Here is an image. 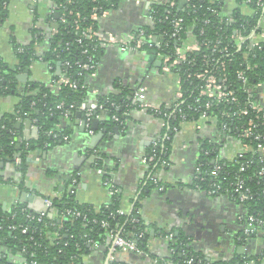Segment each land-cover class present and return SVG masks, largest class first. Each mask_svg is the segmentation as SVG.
Instances as JSON below:
<instances>
[{
	"label": "crops",
	"instance_id": "obj_1",
	"mask_svg": "<svg viewBox=\"0 0 264 264\" xmlns=\"http://www.w3.org/2000/svg\"><path fill=\"white\" fill-rule=\"evenodd\" d=\"M185 2L187 0H184ZM162 0H121L119 6L97 18L100 34L107 32L126 37L131 31L152 23L148 5ZM184 2V3H185ZM237 6V0H226V13ZM243 11L252 12L247 5ZM54 0H12L9 14L0 24V59L6 66L17 63L14 42L32 44L38 55L48 49L50 37L56 34L59 23ZM152 49L137 52L123 51L119 45L104 46L98 58L96 71L88 75L85 84L93 105L102 96L120 95L124 87L143 88L144 103L170 108L177 100L180 89L179 74L164 71ZM50 64L41 57L29 69L22 71L18 93H0V116H12L26 88V82L52 84ZM264 103V84L260 88ZM134 95V94H133ZM134 99V96H132ZM78 111L74 119L61 120L62 127L71 129L70 138L54 145H38L41 134L38 125L28 117H16L19 130L18 144L34 142L29 151L24 171L16 163L0 161V204L10 208L24 200L23 192L43 196L45 199L63 196L71 190L69 181L75 175V199L100 208L112 200L110 184L121 193L122 209L130 213L136 203L143 221L148 226V255L131 252L119 255L126 264H155L156 258H165L164 264H179L173 258L170 246L176 232L183 235L187 247L202 255L208 262L232 260L246 254H258L264 247V231L257 237L243 239L246 210L242 203L228 195L210 194L196 183L197 165L204 140H220L221 154L235 155L241 149L236 137L222 135L216 121L209 119L186 120L178 129L171 127L169 119L157 115L149 107L130 108L124 125L110 122L109 118L87 117ZM100 116V115H99ZM97 118V122L93 119ZM29 122V123H28ZM170 141L167 165L159 164L154 171L146 162L149 149L157 140ZM101 159L102 166L95 161ZM3 163V167L1 166ZM157 177L165 189L155 186ZM22 183L23 189L19 187ZM6 203V204H5ZM3 207V208H4ZM4 208V209H5ZM173 235V236H172ZM12 264H22L20 251L0 240V256ZM94 257V258H93ZM1 259V257H0ZM93 255L90 264L99 263ZM252 264H256L254 261Z\"/></svg>",
	"mask_w": 264,
	"mask_h": 264
},
{
	"label": "trees",
	"instance_id": "obj_2",
	"mask_svg": "<svg viewBox=\"0 0 264 264\" xmlns=\"http://www.w3.org/2000/svg\"><path fill=\"white\" fill-rule=\"evenodd\" d=\"M12 0H0V24L4 22L9 14V5ZM60 10V17L58 18L59 28L58 32L50 37L48 49L44 55H38L32 44L15 43L16 56L18 61L13 66H6L0 59V93L10 94L12 92L18 93L19 79L17 74L29 69L33 61L41 57L47 64L52 67L53 78L57 79L61 74H67L70 78L78 84L77 88H72L70 85L62 84L56 88L46 84L33 81L26 82L25 91L21 95V100L16 107V113L10 116H0V161L4 163H15L16 157L21 158V163L18 169L24 171L27 156L30 150L34 148V142L23 143L18 147L19 130L15 126L16 117H28L34 121L40 129V138L37 141L38 145L44 146L50 144L51 146L59 143V139H55L52 132L59 133L61 136L68 135L70 137L71 129L62 127L61 120L65 118L74 119V114L78 108L70 109L69 112L64 113L57 108L59 103L64 102L65 109L72 103L78 107L81 102L86 101L89 97L88 88L85 84L86 77L92 72L83 70L80 64L87 62L92 58L97 63L100 53L103 49L102 44L98 39V35L91 37H83L82 42L78 39L82 36V31L91 27L100 34V22L93 17V14L102 15V12L110 11L117 8L121 0H54ZM180 6V0L176 1L173 7H168L160 3H153L154 8L152 23L140 28H145L148 33H153L158 39H161L163 44L156 45L157 48H162L166 53L174 54V50L179 43H183L188 39L190 33L197 35L201 42H207L210 46L218 45L217 52L214 54L213 50H207L205 47L200 52H190L188 58L191 63L182 67L178 74L182 75V89L184 91L185 103L182 107L186 109L187 104L191 102L192 92L195 87V82L187 80V73L201 71L206 65L204 55L209 57L221 58L227 62L225 71L227 73L228 84L233 88L238 89V94L242 101L247 96L244 91L245 88H251L255 99L261 101V86L264 84V44L262 49H252L246 53L245 47L239 49L235 44L226 39L224 35L230 33L227 27H241L243 32L249 31V27H254L259 24V21L264 17V7H258L255 3L249 4L253 9L252 12L243 11L242 6L244 0H237V6L230 14L234 21L228 22L226 17V0H190V8ZM250 9V8H249ZM251 10V9H250ZM168 17V19H167ZM175 17L183 18V26L186 27L182 32L181 40L171 36L173 30V23L171 22ZM63 19L66 22H63ZM78 22L79 28L76 27L75 22ZM223 28V29H220ZM247 44V43H245ZM18 48H22V52H18ZM226 48L227 51L220 53L218 50ZM231 59V60H230ZM69 64H66V63ZM244 71L247 81L243 83L238 78V73ZM134 99L127 87L123 88V93L120 95L102 96L97 99V103L103 104V115L112 120V115L117 114L121 120L126 117L127 111L136 107ZM174 108V105L171 107ZM170 108V109H171ZM168 110V109H167ZM170 111V110H169ZM218 114V113H216ZM163 116V115H161ZM164 118L169 119L171 127L180 126L181 119L174 115ZM191 118V115H189ZM227 129L222 131V135L236 137L242 144L250 145L251 150L255 148L256 143L250 142L246 138L238 137V131L242 128L234 129L237 124L241 122L236 120L228 121ZM221 130V127H219ZM51 133V134H50ZM220 140L211 141L204 140L202 148L200 149L199 160L203 162V176L205 181L196 180V183L206 189L213 181H219L223 186H228L230 183L237 180V176L244 179L245 185L251 189V198L242 203L246 210V215L253 214L264 218V175H258L261 166L264 165L258 157H251V153H247L244 158L236 157L231 161L222 157V146ZM170 141H161L158 147L154 145L149 149L150 155L153 149H156V160L150 165L154 171L158 168L159 163L163 159L168 158ZM209 150L208 154H205ZM259 155V154H257ZM218 159V163L222 166L217 178L210 174V170L214 167V159ZM251 160L250 166L243 171H240L241 161ZM96 166H102L101 159L95 161ZM158 164V165H157ZM207 172H209L207 174ZM213 178V180H212ZM71 180L67 187L71 186V190H66L63 196L51 197L53 202V210L57 211L56 217L49 215L44 216V223H38L27 218V212L30 208L26 203L20 201L14 203L10 208H3L0 204V239L14 249H20L22 244L26 242L28 234L22 233L20 230L11 231L8 226L10 224H24L35 227L34 236L41 246L36 249V259L41 263H57L67 262L74 259L77 263L87 264L82 260L85 253L89 251L88 243H85V238L91 237H105L107 230L100 228V221L103 219L108 221L113 228L122 230V234L131 231L134 237L138 238V245L148 252L149 230L146 223L143 221L139 212L138 204L134 206L132 211L127 214H120L119 209L122 208L121 193L117 192L113 195L109 204L103 205L100 208H95L91 205L81 204L75 199L73 193L75 187L72 186ZM166 186V185H165ZM19 187L23 189L22 183ZM226 195V194H223ZM26 208V211L22 209ZM66 208H72L81 211V215H68L66 218L61 217V212ZM14 215V217H12ZM97 219L99 223H95ZM246 223V221H245ZM57 230L62 233L63 238L55 244H51L47 239L48 232ZM264 231V226L261 228ZM42 232V236L39 234ZM143 232L142 237H138ZM262 233V232H261ZM260 234V233H259ZM259 234L251 235L249 238L257 237ZM87 235V236H85ZM186 238L181 235L179 239L174 236V241L170 245L174 250L173 258L179 264H185L188 258H194L193 264H264V247L258 254H246L239 256L232 260L221 262H208L202 258L198 252L192 251L187 247ZM81 247V248H79ZM61 250V251H59ZM72 257V258H71ZM157 264H164L165 258L155 257ZM0 264H8L6 261H0Z\"/></svg>",
	"mask_w": 264,
	"mask_h": 264
},
{
	"label": "built area",
	"instance_id": "obj_3",
	"mask_svg": "<svg viewBox=\"0 0 264 264\" xmlns=\"http://www.w3.org/2000/svg\"><path fill=\"white\" fill-rule=\"evenodd\" d=\"M32 1L37 2L39 0ZM176 1L177 0H162L161 3L165 6L173 7L176 4ZM189 2L190 0H188L185 7L190 8ZM251 3H255L258 7H264V0H244V4L247 5L251 9V11H253V9L249 6V4ZM56 11L60 12L59 7L57 5L56 10H54L51 14L52 18L54 13H57ZM147 11H149V18L152 21L154 13V8L152 7V4L148 5ZM108 12L109 10L102 12V15ZM227 15L228 16L226 17V19L228 22L234 21L233 17L230 14ZM100 16L101 15L93 14V17L95 19L99 18ZM63 22H66V20L63 19ZM171 22L173 23V30L171 36L176 39H179L180 41V37L182 36L181 34L186 28L183 26V18L175 17ZM75 24L76 27L79 28V24L77 21L75 22ZM227 28L230 29V33L224 35L225 38L231 40L239 49H241L244 45L246 53H249L252 49L263 48L264 17L261 18L258 25H255L254 27H249V31L245 30V32H243L241 27ZM94 35H98V39L103 47L119 45L123 51L128 52H137L146 48L152 49L155 51L156 57L161 63V68L164 71H174L176 73H179L177 71L192 62L188 58V54L190 52H200L205 47V49L207 50H213L212 54L215 55L218 47L217 44L212 47L207 42H201L198 39L197 35L190 33L188 39H185L183 43H179L176 46L174 54L166 53L161 48V45L163 44L162 40L158 39L153 33H148L145 28L135 29L129 34H127L126 37L122 38L119 37L117 34L110 32H107L105 34H99L98 31L94 30L91 27H88L84 31H82V36L78 39V41L82 42L83 37H91ZM156 45L161 47L157 48L158 46L155 47ZM22 51V48H18V52ZM218 51L220 53H223L226 52L227 49L224 48ZM210 55H204L206 65L203 70L187 73L186 79L195 82V87L192 92L191 102L187 104L186 109L182 107V104L185 103V96L184 91L182 89V75L180 74V89L177 93V100L173 104L174 108L170 107V109L160 107L158 105H148L144 103L143 88H140L134 93V105L136 107H149V110L160 116H169L170 118L174 115V119H176V117H179L181 119V122L196 119H209L211 121L213 120L218 123L219 127H221V131L227 129L226 123L228 121L236 120L238 122H241L240 126L239 124H237L234 128H242L241 131H238L237 136L246 138L250 142L256 143L255 148L251 150L250 145L244 143L241 145L240 151H238L235 155H222V157L233 161L236 157L242 159L245 157V155H247V153H251L252 158L258 157L260 161L264 163V103L254 98L251 88L244 89V91L247 93V96L244 98V101H242L241 97L238 94V89L233 88L232 86H230V84H228L227 73L225 71L227 62L225 60H222L221 58H210ZM66 64L69 63L67 62ZM80 66L83 70L87 72H92L93 74L96 71L98 62L95 63L92 58H89L87 62L80 64ZM238 78L243 83H246L247 81V77L244 71H240L238 73ZM52 84H56L58 86L62 84H68L72 88L78 87L76 81L72 80L67 74L59 75L57 79H53ZM57 108L61 109L64 113L69 112L70 109L78 108L79 110L85 112L88 118H91L93 116L101 117V114L103 113L102 111L104 109L103 104L94 103L93 105H90L86 101L81 102L78 107H76V105L72 103L66 109L64 102H62L57 105ZM189 115H191V118H189ZM112 120L118 122L119 125H124V120H121L117 114L112 115ZM175 129H178V127L175 126ZM52 135L55 139H59L60 141H67L70 138L68 135L61 136L59 133L54 132H52ZM160 142V140H157L154 142L153 145L155 147H158ZM156 151V149H153V153H151L150 155L148 154L145 157V160L149 163V165H151L156 160ZM208 153L209 150H206L205 154ZM218 159L220 158L214 159V167L210 170V174L214 178H217L222 168V166L218 163ZM200 160L198 161L197 165L196 180L205 181L206 177L202 174L203 162ZM15 163L17 165H20L21 158L19 156L16 157ZM159 164L167 165L168 161L166 159H163ZM250 164L251 160L244 162L241 161L240 171L246 170L250 166ZM208 173L209 172H207V174ZM258 175H264V165L261 166L260 170L258 171ZM152 181L155 186L159 187V189H165L166 186L163 185V183H161V181H159L156 176L152 178ZM70 184L72 186H76L78 184V178L75 175L71 178ZM110 186L112 188L113 195L119 191L115 185L110 184ZM198 186L202 187L199 184ZM206 190L210 194H226L238 202H244L251 198L252 195L251 189L245 185L244 179L240 176H237V180L235 182L230 183V185L226 187L223 186V184H221L219 181H213L209 184V187L206 188ZM46 202L50 208V213L36 212L30 209V211L27 212V218L38 223L46 224V222L44 221L45 215L56 217L58 213L52 208V199L48 198L46 199ZM22 210L26 211L27 209L23 208ZM119 213L124 215L129 214L125 212L122 208L119 209ZM68 215L79 216L81 215V211L72 208H66L63 212H61V217L64 219ZM12 217H14V215H12ZM245 221L246 227L244 229L242 237L243 239L248 238L251 235L261 233V228L264 226V218L255 216L253 214H248L245 217ZM94 222L99 223L97 219H94ZM8 228L11 231L20 230L22 233L28 234V237H26L25 239L26 242L22 244V247L19 250L25 258L22 264H81L77 263L74 259H70L67 262L41 263L36 259V249L31 250L32 246L35 248L41 246V244L35 240V236L33 233L36 228L24 224H10ZM100 228L107 230V236L101 238L88 236V238H85L84 240L85 243H88L89 251L84 254L82 260H85L87 264H90V262L92 263V260H90V258H92V256L95 254L98 255V257L100 258L98 264H126L124 261L121 260V258H119L120 254L126 252H131L138 255H150L147 251H144V249H142L138 245V238L134 237L133 232L129 231L125 233V235H123L121 229L111 227L110 223L104 219L100 221ZM39 234L42 236L43 233L39 232ZM48 234L49 236H47V239L51 244H55L57 241H60L63 238L62 233L57 230L48 232ZM143 235V232H141L138 237H142ZM194 260V258H188L185 261V264H193ZM155 262V264H157V260Z\"/></svg>",
	"mask_w": 264,
	"mask_h": 264
},
{
	"label": "water",
	"instance_id": "obj_4",
	"mask_svg": "<svg viewBox=\"0 0 264 264\" xmlns=\"http://www.w3.org/2000/svg\"><path fill=\"white\" fill-rule=\"evenodd\" d=\"M184 0H180V6L182 7L184 5ZM147 13L149 14V11H147ZM59 13H57V17H58ZM154 52V51H153ZM19 79H24L25 78V74H20L18 75ZM130 90V94L131 96H133V94L135 93V88L134 87H129L128 88ZM83 113L82 111L78 112V115L81 116ZM97 118H94L93 121L97 122ZM29 123V122H28ZM18 147H21L20 145H18ZM1 166L3 167V163H1ZM23 196L24 200L29 201L30 203L27 205L31 210H34L36 212H48L50 213V208L47 205L46 199L43 196H38V195H34L32 193H28V192H23ZM6 204V203H5ZM5 205H3L4 207ZM5 208V207H4ZM175 237H178V233L176 232ZM22 259L24 260V256L22 255V253L20 252ZM8 264H12L9 261H7Z\"/></svg>",
	"mask_w": 264,
	"mask_h": 264
},
{
	"label": "flooded vegetation",
	"instance_id": "obj_5",
	"mask_svg": "<svg viewBox=\"0 0 264 264\" xmlns=\"http://www.w3.org/2000/svg\"><path fill=\"white\" fill-rule=\"evenodd\" d=\"M7 245V244H6ZM9 246V245H8ZM15 251H19L20 249L18 248V249H14ZM2 255V254H1ZM1 257V259H0V261H2L3 260V258H4V256L2 255V256H0ZM5 259V258H4Z\"/></svg>",
	"mask_w": 264,
	"mask_h": 264
}]
</instances>
